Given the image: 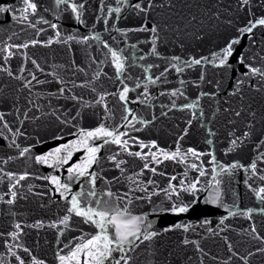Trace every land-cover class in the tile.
Returning a JSON list of instances; mask_svg holds the SVG:
<instances>
[{"label": "snow or ice", "instance_id": "1", "mask_svg": "<svg viewBox=\"0 0 264 264\" xmlns=\"http://www.w3.org/2000/svg\"><path fill=\"white\" fill-rule=\"evenodd\" d=\"M92 4L93 0H21L19 17L15 5L0 4V13L10 12L18 20L20 32L27 34L30 29L32 33L26 39L19 33L0 39V139L4 141L0 146V215L6 219L0 225L4 249L0 264H49V258L38 251L39 241L28 243L31 230H53L51 264H264V56L238 55L239 65L246 70L223 97L222 82L208 79L209 67H232L230 59L243 36L252 38L251 46L257 45L256 30H264V0H232L226 6L219 0H95L94 20L102 22L107 38L95 30V23L88 34L62 30L60 20L65 13L85 24L83 17ZM125 14L136 17L138 26L118 27ZM225 14L229 18L223 22L229 26L243 15V26L235 28V35L208 55L186 51L183 37L203 39L194 30L202 27L204 18L219 21ZM42 34L45 38H40ZM129 34L135 36L134 43ZM73 43L87 46L79 63L75 56L65 64H49L47 58L29 55L30 49L53 45L71 52ZM259 43L264 45V36ZM169 45L181 54H168ZM53 82L55 90L48 91ZM206 85L210 86L207 90ZM176 112L185 119L183 127L175 125L171 147H162L157 139L140 138L139 133L162 118L172 119L170 113ZM42 118H54L58 130L74 138L35 154L36 144L44 140L31 135L28 126ZM85 119L95 126L81 127ZM190 130L199 133L207 151L200 142L184 147ZM51 135L64 139L56 131ZM221 136L224 156L249 144L251 154L244 162H221L216 150ZM81 150L83 159L70 163ZM28 160L61 174L36 175L27 167H14ZM165 162L184 164L199 176L187 184L184 180L174 184L176 176H168ZM64 171L67 175L62 178ZM241 171L252 206H241L239 194L230 196L226 191V181ZM158 177H167L166 187ZM200 177L205 178L203 183ZM29 179L47 183L43 191L34 192V185L25 187ZM181 191L193 196L208 192L206 200L224 208L226 214L215 227L203 219L156 230L149 212L136 211L139 204L153 205V197L162 193L164 199L152 207V213H187L194 200L185 202ZM29 195L46 197L48 204L40 207L50 204L56 211L33 217L29 223L13 210ZM238 217L248 226L237 232L231 220ZM73 225L80 236L73 235L64 243L61 238ZM85 227L90 231L85 232ZM180 230L174 249L162 251V234ZM234 232L239 239L231 237ZM210 238L219 241V251L207 248Z\"/></svg>", "mask_w": 264, "mask_h": 264}, {"label": "water", "instance_id": "2", "mask_svg": "<svg viewBox=\"0 0 264 264\" xmlns=\"http://www.w3.org/2000/svg\"><path fill=\"white\" fill-rule=\"evenodd\" d=\"M222 6H226L230 3H232V0H219ZM0 4H12L16 7V17H19V9L21 7V0H0ZM95 0H93V4L90 8V10L85 13L83 19L85 20V24H81L78 20H76L74 17H69L67 13H65L64 16L61 17L60 23L62 26V30L65 33H75L80 32L82 34H88L92 30V25L95 23V30L100 32L101 36L103 38H107L108 33H105L103 31V25L101 23H96L94 20L95 16ZM51 18V17H47ZM229 17L227 14L223 15L219 21L215 20L214 18H204L203 25L197 26V29L194 30L197 34L203 36V39H196L193 35H188L183 37L184 42L186 43V51H188L190 54H202V55H208V52L210 50H217L218 47H222L225 40L228 38H231L233 35H235V28L236 27H242L241 21L243 20V15L237 17L233 21V25L229 26L226 25L223 21L228 19ZM55 22V21H53ZM112 21H110L111 23ZM118 27L120 28H127V27H136L138 26V19L132 15L125 14L122 19L118 21ZM20 24L18 23V20H14L12 18V13L5 12L0 13V39H6L7 35H10L12 33H19L21 37L28 38V36H31V30H27V34L20 32ZM48 35H51V30L48 31ZM111 35L116 36V39L119 40L120 36L117 35L115 32H112ZM261 36H264V30H256V36L255 39H257L258 43L255 46H251V37L245 35L241 38L240 43L236 45V52L234 53L233 57L230 59V63L232 65L229 69H212L209 67L208 69V79H212L214 82L215 80H220L222 82L223 88L221 91V96L226 95V91H231V86L235 83V80L238 77H241V74L246 70L242 65H239L237 57L240 54H246L247 56L251 57L253 53H258L260 56H264V52H261V47H264V45L260 44L259 41L261 39ZM130 42H135V36L132 34H129ZM40 38H45L44 34ZM140 39H144V36L141 35ZM86 45H80L73 43L71 52L66 51L63 46L61 45H53L50 49H30L29 55H32L35 53V55L39 56L41 59L47 58L49 64H65L67 60H69L72 56H75L77 59V62L79 63L81 60L84 59L86 55ZM168 54H181V50L177 47H173L169 45L167 49ZM95 54V53H94ZM248 61L246 60V63ZM13 67H16V62H13ZM49 71L51 69H48ZM105 71L109 73V75H112L111 70L108 67H105ZM196 70H193L195 72ZM194 78V75H193ZM107 86V85H106ZM207 86L205 87V90L208 89ZM48 91L55 90V82H53L52 87L47 89ZM109 90H112L109 87ZM79 91V90H78ZM248 95L251 96L252 93L248 92ZM87 95L85 96V99H87ZM257 99H259L257 97ZM44 101H41L43 103ZM165 103L167 101H164ZM236 101L234 100L233 103ZM145 114L147 115V110H144ZM157 115L159 114V109L156 110ZM170 116H172V119L166 120L161 119L157 122H155L154 126L148 130L142 131L139 133L140 138L144 140H150V139H157L158 142L161 144L162 147H171L173 145V138L174 134L176 132L175 125L179 124L181 127H183V120L185 119V115L176 112L175 114L170 113ZM81 127H92L95 126L93 121H90L88 119H85L81 122ZM28 131L31 135L34 136H40L44 143L36 144L34 152L35 154H41L42 152H47L49 149L54 148L59 143H64L68 139H72L74 137L67 135L66 133H61L57 128V122L54 120V118H42L38 123L32 124L28 126ZM53 131H56V135L60 136L63 135V140L53 139L51 133ZM73 132L75 129L72 130ZM133 135H136V133H133ZM21 143H24L23 141H20ZM200 142L201 149L204 151H207V148L203 147L202 141H200L199 133L197 131L190 130V134L188 137L185 138V141L183 142L184 147L189 146H196L197 143ZM4 141L0 139V146H2ZM223 136L220 137L219 142L216 144V150H217V158L221 162H230L232 159H241V162H244V160L251 154L252 152V145H245L242 150H238L235 153H230L228 156L223 155ZM137 150V149H133ZM10 154H15L14 151ZM103 154V149H102ZM84 153L83 151H78L74 154L73 160L70 162H77L81 159H83ZM205 159V158H201ZM192 161H190L191 163ZM167 164V172L168 176L175 175L176 180L172 181L174 184H178L180 180H184L185 184L190 182L193 179H196L199 176V173L196 172L195 169L186 168L184 164H172L165 162ZM205 169H209V165L207 163V160H205ZM14 167L16 169L21 168H29L33 170L36 175H59L61 172L59 170L54 171L52 168L48 167L47 165H40L36 164L31 160L28 161H18L15 163ZM66 167V166H65ZM185 171H187V176L184 175ZM66 171L63 172V176H66ZM243 171L237 173L234 179H232L230 182L226 181V191H228L229 195L231 196L233 193H238V202L241 206L248 205L252 206V202L249 198V194L247 192V189L245 188L243 184V178H244ZM158 182L161 184L162 187L167 186V177H158ZM201 182L203 183L205 178L200 177ZM208 180H211V176H208ZM46 181L37 180V179H29L25 185L27 187V184L34 185L33 191H43V186L46 184ZM74 189L78 187L77 185L73 186ZM199 187V185H198ZM115 190V189H114ZM125 189H121L123 191ZM208 196V192L206 191H199L195 193V196H193L190 192H183L181 191V197L187 202L188 200H194L192 208L187 213H181V214H175L171 212H156L152 213V207L155 206V204H159L164 198L163 194L161 193L160 197H153L154 204L148 205V204H139L136 208V211H146L149 212V219L154 221V228L156 230H159L161 228L168 227L169 225L173 223H179L181 221L187 222L192 221L195 223L196 221H202L203 219H208L212 222V227H215V225L218 223L219 218L222 215L226 214V210L219 205H213L210 202L206 200V197ZM227 202L231 203V200L229 199ZM48 204V199L41 198V197H35L32 195H29L28 200H19L17 202V205L13 209L16 212H19L29 223L32 222V218H41L45 214L51 215L52 211H56L55 207L52 205H48V208H41L40 205ZM6 223V219L0 215V225H3ZM233 228L237 229V232L240 227H247V222L244 220V218H235L231 220ZM85 232L90 231L89 228L85 227L83 229ZM53 230H31L29 231V236L27 238L28 243H33L34 241H39L40 248L38 251L42 253V255L47 256L49 258V264H51V256H52V248L55 247V241L52 236ZM197 231H200L199 227H197ZM182 230L175 231V232H169L162 234L159 244L161 247V250L164 251L166 249H174L175 245L178 243V238L181 235ZM80 236V232L75 230V225H73L71 232H66L65 236L61 239L64 241V243H67L69 239H71L72 236ZM231 237L233 239H239V236L236 232L231 233ZM47 241V243H46ZM207 248L212 249L214 252L219 251L220 248L218 247L219 241L210 238L206 242ZM4 249L2 246H0V253H3Z\"/></svg>", "mask_w": 264, "mask_h": 264}]
</instances>
